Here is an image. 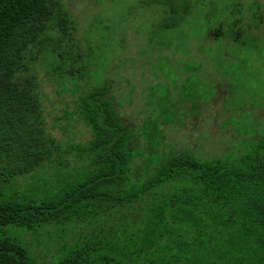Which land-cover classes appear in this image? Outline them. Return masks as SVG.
I'll list each match as a JSON object with an SVG mask.
<instances>
[{
  "label": "trees",
  "instance_id": "16d2710c",
  "mask_svg": "<svg viewBox=\"0 0 264 264\" xmlns=\"http://www.w3.org/2000/svg\"><path fill=\"white\" fill-rule=\"evenodd\" d=\"M168 8L166 28L190 11ZM237 16L231 42L261 41ZM74 28L62 0H0V264H264V138L241 155L166 152L172 117L156 102L140 146L111 83L89 82L96 59L82 58ZM212 32L226 36L223 24ZM41 55L80 92L75 114L92 134L74 147L80 166L46 128L32 68Z\"/></svg>",
  "mask_w": 264,
  "mask_h": 264
},
{
  "label": "rangeland",
  "instance_id": "374dc122",
  "mask_svg": "<svg viewBox=\"0 0 264 264\" xmlns=\"http://www.w3.org/2000/svg\"><path fill=\"white\" fill-rule=\"evenodd\" d=\"M62 1L75 23L78 52L84 60L90 54L96 59L89 82L111 83L118 112L139 135L140 146L147 147L144 127L156 102L172 117L162 126L166 152L188 151L204 159L241 155L264 138V23L255 28L250 21L258 6L264 15V0ZM171 4L190 11L178 26L166 28ZM237 13L246 33L261 41L231 42ZM220 24L226 36L216 40L212 30ZM52 64L41 55L32 66L46 128L71 149L64 154L71 167L80 166L74 147L86 145L92 134L75 114L80 92L73 83L64 90Z\"/></svg>",
  "mask_w": 264,
  "mask_h": 264
}]
</instances>
